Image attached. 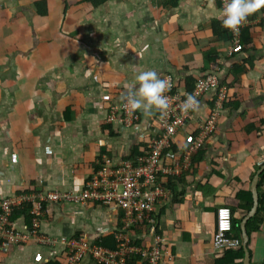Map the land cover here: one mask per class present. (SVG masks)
Segmentation results:
<instances>
[{
  "label": "crops",
  "instance_id": "crops-1",
  "mask_svg": "<svg viewBox=\"0 0 264 264\" xmlns=\"http://www.w3.org/2000/svg\"><path fill=\"white\" fill-rule=\"evenodd\" d=\"M222 19L219 0H0V199L31 190L81 193L102 155L145 152L157 136L158 112L138 110L129 127L106 124L108 103L122 102L139 71L171 73L184 93L187 79L219 68L230 91L215 133L155 208L171 254L159 264H245L244 248L243 257L227 256V249L214 251L212 236L219 206L236 207L242 219L249 212L237 194L252 192L254 169L264 164V7L244 21L247 51L232 49ZM236 65L243 67L237 73ZM214 96L201 94L176 135L177 150L213 109ZM45 203L39 232L49 237L87 233L94 240L121 225L114 207ZM31 206L14 211L21 230L31 226ZM261 227L249 234L251 264H264V220ZM135 233L149 245L151 232ZM64 250L29 240L1 254L0 264H63ZM83 264L94 263L86 257Z\"/></svg>",
  "mask_w": 264,
  "mask_h": 264
},
{
  "label": "built area",
  "instance_id": "built-area-1",
  "mask_svg": "<svg viewBox=\"0 0 264 264\" xmlns=\"http://www.w3.org/2000/svg\"><path fill=\"white\" fill-rule=\"evenodd\" d=\"M219 1L223 8L225 0ZM244 24L245 22L238 31H230L233 50L241 48ZM162 79H167L171 84V88L165 93L169 98V109L166 115L159 114L157 136L150 140L149 148L134 157H121L118 160L102 155L97 159L98 167L86 180L81 193L53 190L45 195L31 190L0 199V253L9 251L13 244L34 240L43 245H64L66 264H82L86 257L101 264H131L130 259L135 254L143 255L147 264H159L161 259L170 258V251L164 245L162 235L155 230V208L172 194L171 188L163 185L170 178L189 170L194 152L211 138L227 92L226 86H219L216 73L206 74L197 80L191 92L197 100L204 91L216 87L220 89L218 99L214 102L213 109L200 121L197 131L188 136L185 146L174 151L173 146L178 143L176 135L186 126L191 113L180 110L185 96L174 75L166 73ZM106 110L107 124L117 121L129 127L138 120V110L128 109L124 99L119 104L108 103ZM50 201L59 204L77 202L84 208L98 205L118 209L121 218V225L116 229L118 248L111 249L100 244L101 237L91 240L87 233L70 238L49 237L40 233L45 202ZM26 203L32 205L31 226L28 230H21L11 222V216L16 208ZM134 228L143 230L144 235L152 233L149 245L135 243ZM212 243L214 251H224L241 244V239L233 234L232 211L228 206H219L217 209Z\"/></svg>",
  "mask_w": 264,
  "mask_h": 264
},
{
  "label": "clouds",
  "instance_id": "clouds-1",
  "mask_svg": "<svg viewBox=\"0 0 264 264\" xmlns=\"http://www.w3.org/2000/svg\"><path fill=\"white\" fill-rule=\"evenodd\" d=\"M262 7H264V0H225L224 6L222 8L223 19H222L221 23H222L223 27H225L226 29L233 31V32H236L239 30V27L242 25V23L246 20V18L249 15L257 12ZM235 51H240V50H235ZM218 71H219V68H216V69H214V71L209 72V73H216L218 78H219V86H226V92L227 93H226V98L223 101V109H224L225 102L227 101V99L229 97L230 87H228V84L224 83L223 80H221V77L219 76ZM209 73H206V74H209ZM206 74H204V75H206ZM198 79H196V82ZM135 81L137 82L136 85H128V84L124 85V88L126 91L123 94V99L125 101L126 107L130 110H133V111L140 110L146 114H150L152 111H156L161 116L166 115L167 111L169 109V98L167 95H165V93L168 92V90L171 88L170 82L167 79L160 78L158 73L155 70H151V69L139 71L135 75ZM195 86H196V83H195ZM219 90L220 89H218V87L210 90V91H213L215 94L213 101H212L213 106H214V102L218 99V91ZM184 94H185V92H184ZM199 105H200V102L196 99V97L194 95L185 94V98L180 104V110L183 112L197 111L199 109ZM138 115H139V113H138ZM158 120H159V118H158ZM214 133H215V131L213 132V134ZM208 141H206L204 144H207ZM109 156L113 157L112 155H109ZM98 159H100V158H98ZM97 167H98V165H97V160H96V164L94 166L93 172L95 171V169ZM191 169H192V164H191L190 169L186 170V171H190ZM91 174H90V176H91ZM216 214H217V211H216ZM232 215H233V212H232ZM155 216H156V214H155ZM11 222L15 223L14 219H13V215L11 216ZM155 230H156V226H155ZM156 232L160 233V231H158V230H156ZM162 238H163V236H162ZM242 241H243V239H242ZM242 241H241V243H242ZM19 243H21V242H19ZM19 243L11 245L9 251L0 253V255L9 253L11 251L12 247L19 244ZM144 260H145V258H144Z\"/></svg>",
  "mask_w": 264,
  "mask_h": 264
},
{
  "label": "trees",
  "instance_id": "trees-1",
  "mask_svg": "<svg viewBox=\"0 0 264 264\" xmlns=\"http://www.w3.org/2000/svg\"><path fill=\"white\" fill-rule=\"evenodd\" d=\"M42 4H46L45 1H39L36 5L41 6ZM38 11L41 14L47 13V11H45L43 9H39ZM228 31H229V35H230V30H228ZM249 36H250L249 30L247 28L243 27L242 39H241V43H240V45H241L240 51H247L249 49H253L252 40ZM242 68L243 67L236 65V67L234 66V72L237 73V72L241 71ZM195 83H196V79H194V78L186 80V82H185V94H191V92L193 91V89L195 87ZM212 105H213V102H212ZM225 105H226V103H225ZM262 122H264V120ZM110 126H111V124L107 128L109 129ZM205 149H207L206 144L202 145L200 148H198L194 152V154L192 156V165H193V159L195 160L197 155L200 154L199 152L202 153ZM173 150L174 151L177 150L176 146H173ZM136 152L137 151L134 150L131 153L130 157H134V156L138 155V153H136ZM139 154H141V152ZM259 167H260V165H257L254 170L256 171ZM254 174H255V172L253 173V175ZM253 175H252V177H253ZM173 181H174V177L170 178L168 183L164 184L163 186L170 187ZM258 192H259L260 198H259V207H258L257 213L247 222V230H248L249 234H251L252 232H258L260 230V228H262L261 226H262V223L264 220L263 218L259 217V215H258L261 211L264 212V171L260 175V180L258 183ZM237 195L241 199L245 198L244 204H240V206L245 208L246 211L250 210L251 207L253 206V198H252L251 190L240 191V192H238ZM235 209H236V207L231 208V210L233 212V215H232L233 233H234V235L238 236L242 241V229H241V225H240L242 218L235 216ZM24 211H25V215L28 216V212H30V210L28 212H27V210H24ZM24 211L22 210L21 213L23 214ZM16 213H20V211H16ZM136 230H140V229H135L134 231H136ZM99 243L103 244L104 246L109 247L111 249H117L119 242L117 241V238H116V230H113V231L109 232L108 234L101 236V240L99 241ZM135 243L141 245V240L136 239ZM230 253H233L234 255L238 254L239 257H243L244 250H243L242 243L238 247L227 249L226 255L228 256ZM61 261L62 260H60V262ZM91 261L94 264H101V263H98L97 261H95L93 259H91ZM130 262H131V264H147L146 261L144 260V256L139 255V254H135L134 256H132L130 259ZM229 262H230V264H243L242 262L235 263L234 258H232V259L230 258ZM58 264H59V262H58ZM63 264H66L64 260H63Z\"/></svg>",
  "mask_w": 264,
  "mask_h": 264
},
{
  "label": "water",
  "instance_id": "water-1",
  "mask_svg": "<svg viewBox=\"0 0 264 264\" xmlns=\"http://www.w3.org/2000/svg\"><path fill=\"white\" fill-rule=\"evenodd\" d=\"M264 171V164L260 166V168L256 171V174L253 177V183H252V196H253V206L249 210V212L245 215V217L241 221V229H242V239H243V248L245 249V264H251L250 263V252L248 250V241H249V233L246 227V224L250 218H252L256 212L257 208L259 206V192H258V183L260 179L261 173Z\"/></svg>",
  "mask_w": 264,
  "mask_h": 264
}]
</instances>
